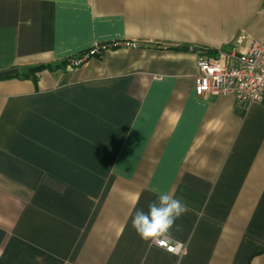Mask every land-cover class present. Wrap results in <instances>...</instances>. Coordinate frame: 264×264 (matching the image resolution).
Listing matches in <instances>:
<instances>
[{
	"label": "crops",
	"instance_id": "obj_1",
	"mask_svg": "<svg viewBox=\"0 0 264 264\" xmlns=\"http://www.w3.org/2000/svg\"><path fill=\"white\" fill-rule=\"evenodd\" d=\"M252 40L264 0H0V264H174L131 225L162 192L182 264H264V99L195 92Z\"/></svg>",
	"mask_w": 264,
	"mask_h": 264
},
{
	"label": "built area",
	"instance_id": "obj_2",
	"mask_svg": "<svg viewBox=\"0 0 264 264\" xmlns=\"http://www.w3.org/2000/svg\"><path fill=\"white\" fill-rule=\"evenodd\" d=\"M242 37L238 42H242ZM116 44H96L86 51L67 57L69 67L84 65L92 56L101 55L109 46ZM128 45H130L128 43ZM224 60L226 62H224ZM199 73L195 78V92L200 96L233 95L241 104L262 101L264 99V43L252 40L248 48L238 52L220 50L212 54L205 50L198 57ZM154 243L174 254V264H182L187 244L179 240H170L163 235L154 239Z\"/></svg>",
	"mask_w": 264,
	"mask_h": 264
},
{
	"label": "clouds",
	"instance_id": "obj_3",
	"mask_svg": "<svg viewBox=\"0 0 264 264\" xmlns=\"http://www.w3.org/2000/svg\"><path fill=\"white\" fill-rule=\"evenodd\" d=\"M189 209L178 198L167 193H159L157 200L149 204L148 210L136 209L131 225L141 239L151 241L166 235L175 226L176 221ZM141 264H144L143 259Z\"/></svg>",
	"mask_w": 264,
	"mask_h": 264
},
{
	"label": "trees",
	"instance_id": "obj_4",
	"mask_svg": "<svg viewBox=\"0 0 264 264\" xmlns=\"http://www.w3.org/2000/svg\"><path fill=\"white\" fill-rule=\"evenodd\" d=\"M203 50H204V49H203ZM205 51H207V52H209V53H212V54L215 53V52H213V50H205ZM66 62H67V59H65L63 63L65 64ZM40 67H43V66H39V68H40Z\"/></svg>",
	"mask_w": 264,
	"mask_h": 264
},
{
	"label": "water",
	"instance_id": "obj_5",
	"mask_svg": "<svg viewBox=\"0 0 264 264\" xmlns=\"http://www.w3.org/2000/svg\"><path fill=\"white\" fill-rule=\"evenodd\" d=\"M182 48L183 49H189V46H183Z\"/></svg>",
	"mask_w": 264,
	"mask_h": 264
},
{
	"label": "rangeland",
	"instance_id": "obj_6",
	"mask_svg": "<svg viewBox=\"0 0 264 264\" xmlns=\"http://www.w3.org/2000/svg\"><path fill=\"white\" fill-rule=\"evenodd\" d=\"M224 62H226V61L224 60Z\"/></svg>",
	"mask_w": 264,
	"mask_h": 264
}]
</instances>
